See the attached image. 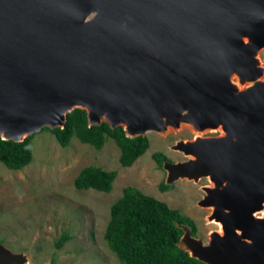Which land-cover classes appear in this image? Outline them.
Segmentation results:
<instances>
[{"label": "water", "instance_id": "obj_1", "mask_svg": "<svg viewBox=\"0 0 264 264\" xmlns=\"http://www.w3.org/2000/svg\"><path fill=\"white\" fill-rule=\"evenodd\" d=\"M264 0H0V136L89 125L128 137L191 126L166 184L202 186L220 227L179 247L206 264H264ZM236 79V80H235ZM222 126L220 136L204 135ZM28 255L0 243V264Z\"/></svg>", "mask_w": 264, "mask_h": 264}, {"label": "rangeland", "instance_id": "obj_2", "mask_svg": "<svg viewBox=\"0 0 264 264\" xmlns=\"http://www.w3.org/2000/svg\"><path fill=\"white\" fill-rule=\"evenodd\" d=\"M260 57L264 64V49ZM147 136L149 149L132 166L124 167L119 160L120 147L112 138L97 149L75 136L63 147L49 130L34 134L30 164L13 169L0 160V243L28 255L27 264H51L53 258L56 264H122L111 251L105 231L110 207L126 186L137 187L180 209L196 222L197 236L207 240L209 233L220 227L208 221L212 209L198 204L205 194L202 186L211 181L206 177L199 182L181 178L163 191L167 171L154 158V153L162 152L170 161L187 159L172 146L182 139H194L197 133L184 125ZM91 164L117 170L110 192L76 188V176ZM65 231L72 238L58 248L56 241Z\"/></svg>", "mask_w": 264, "mask_h": 264}, {"label": "trees", "instance_id": "obj_3", "mask_svg": "<svg viewBox=\"0 0 264 264\" xmlns=\"http://www.w3.org/2000/svg\"><path fill=\"white\" fill-rule=\"evenodd\" d=\"M44 130L54 133L63 147H67L75 136L83 143L102 149L112 138L120 147L119 160L124 167L132 166L150 147L148 136L128 137L122 126L111 128L106 122L90 126L87 111L79 108L68 114L64 127H45ZM33 137L31 135L24 141L16 142L0 136V160L9 168L26 167L33 159ZM154 158L160 167L168 159L162 152L154 153ZM117 175V170L91 164L80 170L74 185L78 189L110 192ZM170 187L164 182L161 184L163 191ZM178 222L192 226L193 235L197 236L198 226L190 216L137 187L126 186L110 207L105 239L122 264H206L179 247L184 230ZM71 238L69 231L63 232L56 246L63 247ZM55 262L53 258L51 264Z\"/></svg>", "mask_w": 264, "mask_h": 264}, {"label": "flooded vegetation", "instance_id": "obj_4", "mask_svg": "<svg viewBox=\"0 0 264 264\" xmlns=\"http://www.w3.org/2000/svg\"><path fill=\"white\" fill-rule=\"evenodd\" d=\"M260 59H261V57H260ZM261 61H262V59H261ZM263 63V62H262ZM263 65V67H264V64H262ZM263 75H264V73H263ZM263 75H261V77H260V79L262 80V81H264V79H263ZM222 126L221 127H219V128H216L217 130L216 131H214V133L212 134L213 136H220V135H222L223 134V131H222Z\"/></svg>", "mask_w": 264, "mask_h": 264}, {"label": "bare ground", "instance_id": "obj_5", "mask_svg": "<svg viewBox=\"0 0 264 264\" xmlns=\"http://www.w3.org/2000/svg\"><path fill=\"white\" fill-rule=\"evenodd\" d=\"M236 80V79H235ZM171 130V129H170ZM169 130V131H170ZM151 133H154V132H151ZM156 133H158V132H156ZM159 133H161V132H159ZM148 134H150V133H148ZM200 134H202V133H200ZM198 132H197V135H200ZM209 221V220H208ZM210 222H214V221H210ZM217 223V222H216ZM219 225H220V223H218Z\"/></svg>", "mask_w": 264, "mask_h": 264}]
</instances>
